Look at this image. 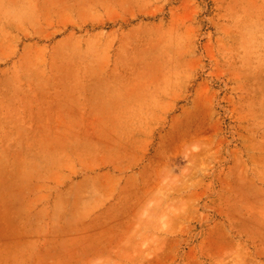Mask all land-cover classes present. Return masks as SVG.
<instances>
[{"label": "rangeland", "instance_id": "374dc122", "mask_svg": "<svg viewBox=\"0 0 264 264\" xmlns=\"http://www.w3.org/2000/svg\"><path fill=\"white\" fill-rule=\"evenodd\" d=\"M76 13L88 49L126 35L133 63L159 70L140 74L151 112L171 102L149 118L161 150L133 214L95 221L105 231L86 234L83 264H264V0H76ZM51 48L38 62L44 96L46 69L68 63V46ZM47 150L28 148L29 176L62 175Z\"/></svg>", "mask_w": 264, "mask_h": 264}, {"label": "crops", "instance_id": "0c3cea01", "mask_svg": "<svg viewBox=\"0 0 264 264\" xmlns=\"http://www.w3.org/2000/svg\"><path fill=\"white\" fill-rule=\"evenodd\" d=\"M76 16V0H0V264L85 263L86 234L105 231L97 220L133 214L161 150L147 141L149 118L165 119L171 102L151 112L140 75L159 70L133 63L126 35L88 49ZM48 42L53 57L68 46V63L46 69L44 96ZM28 148H50L62 175L29 176Z\"/></svg>", "mask_w": 264, "mask_h": 264}, {"label": "bare ground", "instance_id": "6f19581e", "mask_svg": "<svg viewBox=\"0 0 264 264\" xmlns=\"http://www.w3.org/2000/svg\"><path fill=\"white\" fill-rule=\"evenodd\" d=\"M134 230H135V229H134ZM134 230H133V231H134ZM135 234H136V233H135ZM135 234H134V235H135Z\"/></svg>", "mask_w": 264, "mask_h": 264}]
</instances>
